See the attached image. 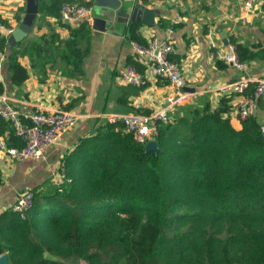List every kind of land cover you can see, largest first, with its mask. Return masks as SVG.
Segmentation results:
<instances>
[{
  "label": "trees",
  "instance_id": "obj_1",
  "mask_svg": "<svg viewBox=\"0 0 264 264\" xmlns=\"http://www.w3.org/2000/svg\"><path fill=\"white\" fill-rule=\"evenodd\" d=\"M73 1L92 4L38 0L36 18L60 19V5ZM141 24L128 25L130 40L145 43ZM65 26L67 38L50 29L31 38L29 30L11 46V34L0 31L12 83L28 76L20 56L38 61L41 73L57 61L65 73L80 69L90 25ZM230 41L246 63L264 59V47ZM128 63L144 72L138 61ZM256 109L264 112L263 100ZM169 116L156 122L157 150H146L120 121H100L64 158L63 181L32 190L25 219L11 209L0 214V254L7 253L9 264H264V121L251 115L236 129L205 95ZM0 136L7 146L22 145L8 120H0Z\"/></svg>",
  "mask_w": 264,
  "mask_h": 264
},
{
  "label": "crops",
  "instance_id": "obj_2",
  "mask_svg": "<svg viewBox=\"0 0 264 264\" xmlns=\"http://www.w3.org/2000/svg\"><path fill=\"white\" fill-rule=\"evenodd\" d=\"M136 1L156 10L153 25L140 21L142 24L138 30L141 37L147 40L154 35L172 40L174 51L171 56L182 67L187 80L185 87L193 88L188 102L205 95L211 109L221 111V115L227 117L234 128L239 129L241 121L235 114L239 95H220L217 87L224 81L242 75L264 77V59L251 61L244 70H240L225 62L223 67H219L214 52L226 47L231 42V36L253 49L264 47V16L260 15L264 0H253L255 11L249 14L243 11L244 0ZM24 12V0H0V18L13 29L22 21ZM45 19L47 24L36 18L34 23L41 25L37 28L33 24L27 37L34 38L50 29L64 39L69 36L65 24L74 27L78 23L51 16ZM130 23L126 21L109 30L98 31L89 22V39L86 43L82 42L83 46L87 44L88 51L81 61L80 69L72 70L71 74L63 72L61 61L53 66L45 63L44 72L41 73L36 65H40L38 61L20 56L19 61L26 67L28 76L18 86L10 81L6 63H3L0 68V94L9 97V102L21 117L36 109L64 108L74 112L77 120L57 143L46 149L43 158L11 159L0 148V214L10 209L16 197L24 191L45 192L62 182L65 174L64 158L73 151L81 138L92 133L96 122L98 124L106 120V114H147L167 104L172 88L164 78L152 75L150 67L138 62L144 67V72H140V85L144 86L138 92L135 91L138 85L126 84L120 78L121 69L133 57L130 39L127 37ZM67 70H71V67ZM256 114L260 118L264 116V112L258 109Z\"/></svg>",
  "mask_w": 264,
  "mask_h": 264
},
{
  "label": "built area",
  "instance_id": "obj_3",
  "mask_svg": "<svg viewBox=\"0 0 264 264\" xmlns=\"http://www.w3.org/2000/svg\"><path fill=\"white\" fill-rule=\"evenodd\" d=\"M90 7L78 2H63L60 5L59 13L61 20L79 22L85 20L91 22ZM243 11L249 14L255 11L253 0H244ZM260 15L264 16V11L260 10ZM13 27L0 18V31L5 35H10ZM171 32V29H168ZM132 58L141 64L150 67L152 75L167 80L172 88V93L167 97V104L156 107L147 114L137 112L108 113L105 119L109 122L120 121L125 129L132 132L134 139L142 144L153 140L156 134V122L170 119L169 113L175 106L188 102L191 93L185 90L187 80L182 67L178 62L170 57L174 51L172 40L168 37L158 38L150 36L144 42L130 40ZM214 56L223 60L237 69L244 70L247 63L241 60L235 49V43L229 42L224 48H219L214 52ZM6 55L0 52V68L5 62ZM120 78L126 84L140 85L142 76L140 71L133 64L125 65L120 71ZM253 90L248 93L250 85ZM220 95H239L235 105V114L242 121L252 115L256 110V101H264V77H251L247 75L239 76L220 83L217 87ZM253 116V115H252ZM16 108L9 102V97L0 94V120H8L13 127V134L18 137L22 145L7 146L5 140L0 136V148L11 159H39L43 158L46 149L57 143L62 135L69 130L77 120V115L69 109L57 108L53 110L36 109L23 117ZM264 132V124L261 125ZM34 201V194L31 190H26L19 194L12 205L11 211L16 212L21 219H25L26 213L31 209Z\"/></svg>",
  "mask_w": 264,
  "mask_h": 264
},
{
  "label": "water",
  "instance_id": "obj_4",
  "mask_svg": "<svg viewBox=\"0 0 264 264\" xmlns=\"http://www.w3.org/2000/svg\"><path fill=\"white\" fill-rule=\"evenodd\" d=\"M24 1V16L18 27L11 33L10 46L14 40L21 39L29 32L38 12V0ZM155 14V9L148 8L142 2L136 0H92L90 7L91 27L98 31L109 30L114 25L126 21H130L131 23L141 21L144 24L153 25ZM184 89L193 91L191 87H185ZM252 115H256V110H253ZM144 146L146 150H157L155 140L148 141ZM0 264H9L7 253L0 254Z\"/></svg>",
  "mask_w": 264,
  "mask_h": 264
},
{
  "label": "rangeland",
  "instance_id": "obj_5",
  "mask_svg": "<svg viewBox=\"0 0 264 264\" xmlns=\"http://www.w3.org/2000/svg\"><path fill=\"white\" fill-rule=\"evenodd\" d=\"M259 118H260V117H259ZM260 120H261V121H264V116H263V115H261ZM97 125H98V124H94L93 127H94V126H97ZM84 263H85V261H83V260H78V261L76 260V261L74 262V264H84Z\"/></svg>",
  "mask_w": 264,
  "mask_h": 264
}]
</instances>
